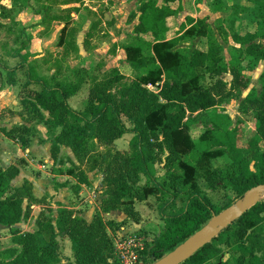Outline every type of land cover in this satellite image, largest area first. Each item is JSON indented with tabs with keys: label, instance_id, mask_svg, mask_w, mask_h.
<instances>
[{
	"label": "trees",
	"instance_id": "obj_1",
	"mask_svg": "<svg viewBox=\"0 0 264 264\" xmlns=\"http://www.w3.org/2000/svg\"><path fill=\"white\" fill-rule=\"evenodd\" d=\"M140 1L143 6L135 28L136 40L125 46L130 71L140 73L128 100L117 101L112 93L125 79L119 70H113L103 83L91 89L84 112H77L69 105V100L81 89L82 81L76 84L69 78L60 80L59 70L49 80L39 79L27 70L26 87L34 83L42 89L30 94L29 100L35 110L50 115L46 120L40 114L39 120L48 130L53 154L57 155L62 146L69 148L80 165L69 160L72 171L66 173L61 162L60 174L76 182L74 187L79 195L82 185L92 187L81 169V165L91 163L89 171L98 169L103 173L105 200L101 212L90 224L73 210L60 208L54 221L43 214L46 219L38 221L34 232L23 231L18 226L30 217L31 207L40 200L35 198L28 181L18 189L12 186L20 173L18 166L6 170L0 167V226L12 232L18 246L5 254V259H10L6 264H63L60 239H68L72 244L74 262L66 264H119L108 232L114 224L105 223L102 213L125 208L127 216L134 218L135 206L146 203L151 197L162 202L159 209L165 225L153 242H146L141 263L154 264L247 191L264 185V152L257 146L264 142V92L251 91L245 100L253 114L256 132L246 146L230 131V117L216 110L211 112L229 98L248 90L249 78L244 75L242 64L244 54L264 64V0H247L255 6L257 30L243 37L236 36L241 48L234 50L228 63L203 20L186 18L175 37L167 39L170 28L166 21L183 10L186 0H163L165 5L161 8L155 0ZM66 37L64 28L60 41H65ZM195 39L206 40L207 52L187 53L180 49L182 43ZM23 66L8 70L7 85H16V71ZM73 73L77 78L83 77L79 70ZM227 74L232 77L230 90L223 80ZM208 76L216 79L213 85L204 83ZM1 77L2 71L0 84H3ZM149 85H159V92L149 91ZM199 112L212 113L209 115L212 128L195 141L191 129L195 118L192 117ZM1 133L24 151L30 148L36 136L33 128L25 125L2 129ZM125 135H133L129 153L96 156L99 147L110 149ZM249 155L255 162V170L251 168ZM221 161L226 163L223 166L226 171L217 167ZM158 163L163 165V176L157 170ZM205 189L213 191L214 195L224 193V197L217 204ZM225 254L230 258L220 262ZM213 262L264 264V202L184 264Z\"/></svg>",
	"mask_w": 264,
	"mask_h": 264
},
{
	"label": "rangeland",
	"instance_id": "obj_2",
	"mask_svg": "<svg viewBox=\"0 0 264 264\" xmlns=\"http://www.w3.org/2000/svg\"><path fill=\"white\" fill-rule=\"evenodd\" d=\"M7 1L12 5L13 12L20 14V17L22 16V24L29 25V30L28 32L21 30L20 35L22 36L17 37L16 46L18 48L15 53L18 56L16 57L7 56L9 52V50H6L9 47L8 37H5L0 42V49L3 51V53L0 52V64H2L0 65V69L2 71L1 78L4 85L9 80L6 63H8L10 68L21 64L24 65L16 73L15 91L2 99L4 104L0 106V112H3L0 115V130H11L16 125H25L28 128H33L36 136L33 137L31 146L33 144L38 145L42 147V150H39L38 153L27 155L26 159L28 163L26 162V165H28V168L36 176L40 175L43 177V175H50L49 177H57L53 179L56 181L53 182V187L56 190L58 188L57 186L71 185L66 178H62V181H60L62 184L59 183V176H64L59 171L61 168L60 163L63 162L62 169L66 173L72 171L70 161L78 166L80 165L73 151L69 148L62 146L57 155L53 154L48 130L43 123L40 124L39 120L40 114H43L46 120L50 118V115L43 110L36 109V111L29 100L30 94L34 95L35 92H40L42 89L41 86L34 83L26 87L28 82L27 70L30 73H34L32 75L39 79L49 80L59 70L60 74L62 73L58 76L60 80L69 78L76 84L78 80L82 81V87L79 92L69 100L70 107L77 112L85 111L91 89L96 84L103 83L113 70H119L125 75V79L113 88L112 93L117 101L128 100L131 98L132 85L140 73L135 72L132 74L130 71L125 46L136 40L135 28L139 23L138 20L141 14L139 9L143 4L140 0ZM155 1L159 8L165 5L163 0ZM1 3L5 4L6 0H0V8L2 7ZM106 15L108 16L107 20L105 19ZM255 16V6L247 0H186L183 10L176 17L167 19L166 23L170 28L169 34L171 38H174L186 18L190 17L205 21L208 28L213 32L214 38L220 44L222 55L228 63L233 56L234 50L241 48L240 44L236 42V36L243 37L249 31L257 30V24L255 22L257 18ZM13 19L15 18L13 17ZM12 21L11 28L6 36L18 32L17 27L19 25H16L15 20ZM64 28H66L67 37L65 41L61 42V31ZM3 29L0 30V37L1 32H4ZM42 37H46L47 40L56 38V41L47 49L40 51L36 43ZM180 49L187 53L192 50L207 52L208 45L204 39H195L187 43H182ZM13 51L14 49H12ZM149 55L147 53V56ZM242 64L244 75L249 78L248 90L242 95L236 94L235 97L229 98L222 106L217 107V109L211 112L216 110V112L230 117L232 121L230 131H233L236 139H240L242 146H246L245 143L247 144L248 141L255 138L256 132L253 126V114L245 103V100L251 91H257L258 93L264 92V64L256 63L251 57L245 54L242 59ZM77 70L83 73V77L78 76L77 78L75 76L73 72ZM223 80L227 84V90H230L232 77L227 74ZM215 81L216 79L208 76L205 78L204 83L210 86ZM24 101L26 104H23ZM211 112H199L192 117L195 118L193 119L191 127L195 141H198L207 129L212 128L209 122ZM18 116L21 118H15ZM123 120L130 128L131 125L125 116H123ZM187 120L188 118H186L185 122ZM132 139L133 135H125L123 138L117 140L115 145L110 149L99 147L96 151V156L98 157L100 154L101 156L111 154L114 157L118 154L129 153L131 151L130 143ZM44 145H48L47 153L44 152ZM257 146L261 152H264V142L259 143ZM248 157L249 161H251L252 170H255V162L252 161V155ZM44 164H46V167L39 170L38 166ZM224 164L226 163L221 161L217 167L224 168ZM90 166H92L91 163H85L81 165V169L87 174L92 187L82 185L79 195H76L75 187L72 185L70 197L67 200L70 204L75 205L78 203V205H82L86 210L93 209L94 214H92L91 220L94 222L96 214L101 212L100 210L105 196H103V193L101 195L98 194V199L93 200L92 203H89L88 196L93 192H103L101 184L104 179L103 173L98 169L89 171ZM162 168L163 165L158 163L157 170L160 176L164 175ZM223 171H226L225 168ZM206 192L214 198L217 204L224 197V193L214 195V192L211 190ZM47 196L49 197V195ZM47 199L45 198L40 201V204L45 206V211L37 212L35 215H32L31 212L30 217L23 220L19 225L21 227L23 226V231L28 230L27 232H34L38 227V221L40 219L43 221V219L51 217V220L53 219L54 221L57 214L50 208L52 203L47 202ZM161 203L157 198L151 197L146 203L137 204L135 206L136 217L134 218L127 216L125 208L122 211L108 214L102 213L101 217L105 223L114 224L108 228L109 236L114 246L119 237L127 235L141 236L145 239V242H153L159 236L161 229L165 225L160 215L159 206ZM177 207L180 208L181 206L177 204ZM81 210L83 211V209ZM43 214L46 215V218ZM135 225L139 227L135 228ZM13 238L14 235L8 228L0 229V264L10 262V259H5V254L8 250L18 247L15 245ZM60 246L62 263H73L74 254L72 252L71 241L68 239H60ZM229 258V254H225L221 257L220 262H225ZM212 264L218 263L213 262Z\"/></svg>",
	"mask_w": 264,
	"mask_h": 264
},
{
	"label": "crops",
	"instance_id": "obj_3",
	"mask_svg": "<svg viewBox=\"0 0 264 264\" xmlns=\"http://www.w3.org/2000/svg\"><path fill=\"white\" fill-rule=\"evenodd\" d=\"M2 7L0 8V24L2 25V27L0 28V30L2 28H4V32H1V37H0V42L2 39H4L5 37H8V43H9V47L6 50H9L7 56H18L17 53H15L17 51V46H16V41H17V37H20L22 35H20L21 30L23 31H27L28 32V26L25 24H22V16L20 17V14L13 12V7L12 5L9 3V1L6 0L5 4H2ZM10 14V15H9ZM10 16V17H9ZM13 17L15 19H13ZM106 19V16H105ZM12 20H15L16 25L18 24L19 26L17 27L18 32L9 36H6L9 33V29L11 28V23L13 22ZM107 20V19H106ZM26 29V30H25ZM41 31V30H40ZM39 31V33H40ZM168 40L172 39L170 34L167 37ZM56 41V38L51 39H46V37H42L38 40V42L36 43V46L39 47L40 51L47 49L50 45H52L54 42ZM35 43V40H34ZM32 48V47H31ZM12 49H14V51L12 52ZM0 52L3 53L2 49H0ZM2 65V64H0ZM7 65V71L8 70H13L19 66H16L14 68H10L8 63H6ZM22 70V69H21ZM1 71V69H0ZM18 71H16L17 73ZM21 72V71H20ZM6 86V87H5ZM14 86H7L4 84H0V106L2 104H4V102H2L3 97H6V95L11 94L13 91H15ZM3 111V110H2ZM3 112H0V115H2ZM20 119L21 117H15ZM45 149L44 152H46L48 145H44ZM39 150H42V147H39L38 145L36 146L35 144H33L28 150L24 151L19 145L15 144L14 142L8 140L2 133L0 130V167L4 170L10 168L11 166H18L20 168V173L17 176V178L15 180H13L12 182V186L14 188H21L23 187V185L25 184V182H30L33 186V194L35 196L36 199L38 200H44L45 198L47 199V202L49 201V203L51 204V209L57 214L55 218H57L58 216V210L60 208H68L71 209L75 212L76 215H78L81 218H84L87 222L91 223L93 220H91V216L92 214H94L93 209H89L86 210L84 209V207H82V205H78L77 204H70L68 202V197H70V189L72 185H75L76 182L75 181H71V179L67 176H59L60 178H58V181L60 184H62V178H66L68 182L71 183V185L66 186V185H61V186H57L58 188L55 190V188L53 187V179L57 178V177H49L50 175H46L43 177L42 176H36L34 173H32L33 171L31 169L28 168V165H26V162L28 161L26 159V156L31 154V153H38ZM47 161V159H45ZM23 162V163H22ZM28 163V162H27ZM32 171V172H31ZM39 173V172H38ZM42 173V172H40ZM100 195L102 194V192H100ZM49 195V197L47 196ZM63 205V206H62ZM65 206V207H64ZM35 207V208H34ZM32 211V215H35L37 212L40 213L41 211H45V206L41 205L40 203L37 205H33L31 207ZM83 209V211L81 210ZM36 210V211H35ZM35 211V212H34ZM82 211V212H80ZM93 212V213H91ZM138 225H135V228ZM20 229H23V226H19ZM0 229H4V227L0 226ZM124 229V228H123ZM24 230V229H23ZM28 231V230H25Z\"/></svg>",
	"mask_w": 264,
	"mask_h": 264
},
{
	"label": "water",
	"instance_id": "obj_4",
	"mask_svg": "<svg viewBox=\"0 0 264 264\" xmlns=\"http://www.w3.org/2000/svg\"><path fill=\"white\" fill-rule=\"evenodd\" d=\"M107 17L106 15V19ZM262 202H264V185H259L247 191L233 205L215 215L204 227L154 264L186 263Z\"/></svg>",
	"mask_w": 264,
	"mask_h": 264
},
{
	"label": "built area",
	"instance_id": "obj_5",
	"mask_svg": "<svg viewBox=\"0 0 264 264\" xmlns=\"http://www.w3.org/2000/svg\"><path fill=\"white\" fill-rule=\"evenodd\" d=\"M158 86H147V89L151 92L158 93ZM46 164L39 165L38 169L42 170L45 168ZM99 192L91 193L89 197V203H92L93 200L98 199ZM115 254L118 258L119 264H142L141 263V254L145 251L146 242L145 239L141 236L130 235L119 237L115 242Z\"/></svg>",
	"mask_w": 264,
	"mask_h": 264
}]
</instances>
